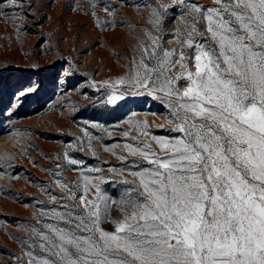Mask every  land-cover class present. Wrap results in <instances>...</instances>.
<instances>
[{"label":"snow or ice","instance_id":"1","mask_svg":"<svg viewBox=\"0 0 264 264\" xmlns=\"http://www.w3.org/2000/svg\"><path fill=\"white\" fill-rule=\"evenodd\" d=\"M87 3L100 30L124 26L116 23V4L148 9L147 26L140 29L143 37H137L126 71L115 78L82 82L78 65L70 60L60 63L63 57L43 67L38 60L15 69L2 63L0 131L11 136L30 135V131L11 125L17 122L21 109L37 103L41 92L50 87L53 92L60 89L64 96L69 91L82 95V88L93 89L100 93L93 106L113 111L130 101L150 98L167 110L165 124L178 135H151L147 120L124 121L143 136L151 135L165 155L156 154L150 144L141 146V135L131 137L136 144L125 143L126 155L116 157L127 161L124 167L107 168L112 175L123 176L128 171L138 178L119 199L102 193L101 186L111 178L100 174L103 168L88 167L63 151L79 152L87 147L95 154L91 140L102 142V138L94 137L82 125L83 138L60 141L62 152L51 161L61 169L58 172L37 165L26 153L30 145H24L20 157L47 172L64 190L66 199L48 193L33 178L16 171V165L0 162V171L9 181L36 183L54 204L45 209L39 202L37 211L44 219L35 213L32 219L40 227L3 219L0 226L12 224L29 237L9 236L24 251L26 264H264V0H211L210 6L194 0ZM25 4L26 0H0V17L26 19ZM27 6L30 10L31 5ZM96 8L111 19L102 22ZM172 14L183 24L174 34L178 50L164 47L166 18ZM201 23L207 37L199 28ZM12 27L21 32L15 23ZM40 47L43 54L44 46ZM75 111L79 109L69 101L70 114ZM157 114L151 109L145 113ZM90 126L109 135L116 130L99 123ZM56 131L62 134L61 129ZM122 135L130 137V132ZM61 155L69 170L83 165L80 173L85 195L77 194L81 181L68 184L58 178L63 173V166L57 163ZM128 157L142 158L150 166L137 165ZM122 183L128 185L129 181ZM113 208L119 209L120 218H112ZM108 223L111 229L104 227ZM9 258L19 264L14 255Z\"/></svg>","mask_w":264,"mask_h":264},{"label":"rangeland","instance_id":"2","mask_svg":"<svg viewBox=\"0 0 264 264\" xmlns=\"http://www.w3.org/2000/svg\"><path fill=\"white\" fill-rule=\"evenodd\" d=\"M127 2L129 4L143 3L144 0H127ZM152 2L154 3L155 0ZM194 2L204 6L211 5V0H194ZM28 4L31 5L30 10ZM116 7L118 9L115 14L116 23L124 26L100 30L96 27L91 16L93 10L89 8L87 0H26L25 7L22 9L27 16L26 19L13 20L0 17V64L5 62L12 64L15 69L27 67L32 61L38 60L43 67L52 60L63 57L64 60L59 61L60 63L70 60L78 65L81 73L78 79L82 82L87 79L99 82L115 78L126 71L125 66L129 65L133 57L137 37H143L140 29L147 26L149 14L148 9L144 7L135 9L123 4H116ZM74 8L76 10H73ZM84 9H88L87 13ZM94 11L102 22L111 19L100 8H96ZM166 20V30L163 33L164 47L168 50H178L179 44L177 36L174 34L177 31L179 18L172 14L167 16ZM12 23L20 26L21 32L18 33L12 27ZM199 28L205 32V37H207L204 23H201ZM41 45L44 46L43 54ZM186 50L189 53L192 52V50ZM175 70H180L178 65ZM191 70L194 73L195 67L193 66ZM81 91L82 95L69 91L67 96H64L60 89L53 92L52 88L46 87L41 92L37 103L21 109L16 116L17 122L11 127L30 131L31 134L27 135L30 137V142L26 144L30 146L26 148V153L36 161L37 165L51 169L53 173L61 170L51 162L58 153L62 152L60 141L71 142L76 137L83 138L84 134L79 125H82L94 137H101L102 142L96 139L91 140L95 154L87 147L79 152H73L67 148H64L63 151H68L72 156L83 160L88 167L103 168L104 171L100 174L111 178L101 186L102 193L119 199L123 191L138 183V178L132 177L128 171H125L123 176L107 172L109 167L121 168L127 163V161L122 162L116 158L119 155H126L123 145L125 143L135 145L136 141L131 137L141 135L140 145L150 144L153 151L163 158L165 152L152 141L151 135L171 137L178 134L173 133L170 127L165 124L164 113L167 110L150 98L146 102L139 99L130 101L122 108L113 111L102 108L98 104L93 106L95 98L100 93L90 88H82ZM69 101L79 111L70 114ZM45 104H47V108L44 107ZM149 109L158 114L145 115ZM133 113H137V115L133 116ZM127 119L141 123L147 120L149 123L147 131L151 135L143 136L135 126L124 122ZM73 120L76 123H73ZM90 123L103 124L110 130H116H112L109 135L106 131L92 128ZM56 129H61L62 134ZM125 131L130 132V137L122 135ZM5 137H11V135L0 131V138L4 139ZM114 144L115 148L112 147ZM105 146L108 151H105ZM44 156H47L48 159H45ZM133 159L137 165L150 166L142 158L128 157V161ZM57 163L63 166L62 176L58 178L68 184L81 181V188L77 190V194L85 195L80 173L83 165H73L71 166L72 170H69L63 155L60 156ZM12 164L17 166L16 171L33 178L36 183L45 187L48 193L66 199L64 190H61L55 180L40 167L33 166L23 157ZM0 175L4 176L2 171H0ZM90 175L95 176L97 173ZM124 179L129 181L128 185L122 183ZM36 183H26L25 179L0 183V219L13 223H31L40 227L32 219L33 213L40 216V212L37 211L41 207L39 202L42 201V207L45 209L53 207L54 204L39 190ZM16 198H20L19 203L16 202ZM87 198L88 196H85V199ZM22 204H26L27 207L21 206ZM77 206L83 212V207L79 202H77ZM111 216L113 219L120 218L121 212L118 208H113ZM40 218L44 219L43 216ZM104 227L111 229L112 225L108 223ZM9 236L29 238L12 224L0 226V250H3L0 251V264H16L15 260L9 258L10 255L17 257L19 264H26L24 251L18 243L9 239Z\"/></svg>","mask_w":264,"mask_h":264},{"label":"clouds","instance_id":"3","mask_svg":"<svg viewBox=\"0 0 264 264\" xmlns=\"http://www.w3.org/2000/svg\"><path fill=\"white\" fill-rule=\"evenodd\" d=\"M183 28L182 21L177 22V32ZM134 34V33H133ZM30 142L27 136H11L5 137L0 141V162H16L20 158V151L24 145ZM6 176L0 175V183H7Z\"/></svg>","mask_w":264,"mask_h":264},{"label":"bare ground","instance_id":"4","mask_svg":"<svg viewBox=\"0 0 264 264\" xmlns=\"http://www.w3.org/2000/svg\"><path fill=\"white\" fill-rule=\"evenodd\" d=\"M3 139L0 138V141H2Z\"/></svg>","mask_w":264,"mask_h":264}]
</instances>
